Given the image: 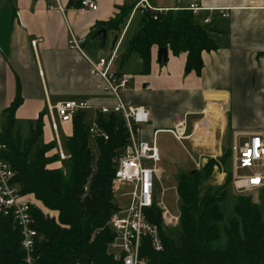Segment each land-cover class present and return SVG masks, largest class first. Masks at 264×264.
Masks as SVG:
<instances>
[{
	"label": "crops",
	"instance_id": "1",
	"mask_svg": "<svg viewBox=\"0 0 264 264\" xmlns=\"http://www.w3.org/2000/svg\"><path fill=\"white\" fill-rule=\"evenodd\" d=\"M137 1L94 0L97 10L84 11L71 5L72 0H0V128L5 123L4 109L13 101L18 83L23 101L15 112L14 132L20 135V129L26 126L30 131L43 114V130L48 117L56 140V149L51 153H57L60 141L57 130L52 129L56 116L50 108L65 101L89 105L85 112L91 113V121L87 124L93 122L96 111L112 108L119 100L126 106L146 109L149 122L141 127L139 138L156 141L158 168L159 164L178 163L174 157L176 149L184 150L186 146L191 155L186 149L184 152L197 170V165L218 160L233 145L246 143L251 135L264 133V97L260 94L264 89V0H197L201 10L195 15V22L203 24L208 20L213 30L207 33L216 45L214 51L202 53L201 74H185L186 54L173 56L168 50L167 59L161 64L158 47L151 49L149 73L142 74L139 56L133 53L121 63L120 70H112L114 64L111 67L112 73L129 78L118 100L106 91L103 80L91 76L90 63L96 62L94 46L104 49L109 35L114 49L129 16L118 31L97 24L113 20L122 8ZM159 1L149 4L177 10L190 3ZM136 14L137 11L117 55ZM93 31L97 33L92 37ZM72 36L86 40L81 51L68 47ZM98 56L103 57L102 53ZM181 119L186 122L189 138L179 143L168 131ZM60 124L67 137L71 136L72 123ZM231 157L233 160L232 152ZM60 162L50 167H62ZM164 167L159 168L157 183L165 173ZM231 171L233 177V162ZM224 180L225 174L219 172L214 184Z\"/></svg>",
	"mask_w": 264,
	"mask_h": 264
},
{
	"label": "trees",
	"instance_id": "2",
	"mask_svg": "<svg viewBox=\"0 0 264 264\" xmlns=\"http://www.w3.org/2000/svg\"><path fill=\"white\" fill-rule=\"evenodd\" d=\"M80 1L72 0L71 5L79 7ZM132 8H122L113 20L97 27L118 31ZM140 12L138 29L128 41L121 63L136 53L141 61V73L148 74L151 49L158 47L169 50L173 56L186 54L185 74L193 72L199 76L203 68L202 53L216 49L207 31L202 29L204 24H197L195 15L185 9ZM96 33L93 31L91 36ZM166 59H161V64ZM22 101L17 83L15 97L3 112L5 123L0 128V142L7 148L2 157L15 173L13 183L22 194L33 195L45 210L55 213V218L49 219L36 209L32 212L38 233L37 263L122 264L107 252L115 237L109 222L118 212L111 192L113 159L129 139L122 117L97 113L96 125L106 138L98 135L93 139L90 124L85 121L86 112H78L72 120V134L66 139L65 152L70 155L62 161L66 162V168H51L59 157L56 152L51 153L56 149V141L38 144L43 133V114L30 126L26 139L14 132L15 112ZM35 146L39 148L32 155ZM230 159L228 149L218 160H208L200 170L178 176L177 226L163 227L160 211L155 206L148 210L149 221L159 228L163 250L153 251L144 240L140 256L147 258V264H264V189L259 190L256 202L251 196L238 197L235 217L228 219L223 229L226 246L215 245L223 222L220 203L232 183ZM217 165L225 167L226 177L222 185L211 186ZM22 259L19 229L11 217L0 215V264H23Z\"/></svg>",
	"mask_w": 264,
	"mask_h": 264
},
{
	"label": "built area",
	"instance_id": "3",
	"mask_svg": "<svg viewBox=\"0 0 264 264\" xmlns=\"http://www.w3.org/2000/svg\"><path fill=\"white\" fill-rule=\"evenodd\" d=\"M78 8L84 11H96L97 5L94 0H81ZM183 9L191 11L194 15L201 10L197 0H190L188 6ZM138 10L158 13L168 11L165 8L151 6L147 0H138L133 5L110 56L107 59L100 57L96 62L90 63L91 76L103 80L106 91L118 100L119 92L125 88L129 78L126 75L112 73L111 67L116 61L117 49L124 38L128 25ZM222 15L226 16L224 13ZM203 24H208V20H204ZM85 41V39H76L72 36L69 39L68 47L81 51V45ZM260 94L264 97V89L260 90ZM88 108L89 105L86 102L65 101L56 104L52 109L50 108V112L55 111V116L60 123H72L78 112ZM99 112L120 115L129 137L126 146L113 159L115 170L111 180V192L113 195L119 192L122 187L130 188V204L124 212V217H119V213L116 212L110 219L109 225L114 231L115 237L108 245L107 252L114 260L121 261L122 264H147V258L140 256V247L144 240L148 241L153 251L161 252L163 250L159 228L148 219V210L155 206L153 183L154 180H159L160 175V170L157 167L159 152L155 140L146 142L139 138L141 127L149 122V112L144 108L126 106L121 100L112 108L102 107L95 114ZM95 119L96 116L89 127V133L93 139L98 135L104 136L98 129ZM52 129L54 132L57 130L54 121ZM168 132L179 143L189 138L184 119L178 121ZM104 138L106 137L104 136ZM6 150V146L0 142V215L11 217L19 229L23 264H38L36 253L38 233L34 227L35 220L32 212L36 209L49 219L55 218V213L45 210L33 195H24L20 192V188L13 183L15 173L12 167L2 157ZM231 152L234 170L232 185L235 191L242 194L264 189V133L251 135L248 141L241 146L233 145ZM57 154L61 162L70 158V155L62 150L58 142ZM146 164H150V167ZM198 167L199 165H197ZM244 170L247 171V174L239 175V171ZM84 192H87V187L84 188ZM157 209L160 211L163 227L169 228L178 225L180 217L170 215L167 210L162 208V204ZM118 247L120 248L119 254L112 253V249ZM75 264L85 263L76 262Z\"/></svg>",
	"mask_w": 264,
	"mask_h": 264
},
{
	"label": "rangeland",
	"instance_id": "4",
	"mask_svg": "<svg viewBox=\"0 0 264 264\" xmlns=\"http://www.w3.org/2000/svg\"><path fill=\"white\" fill-rule=\"evenodd\" d=\"M149 1H150L149 3H151V4L160 3L159 0H149ZM141 13L142 12L138 11L137 14L135 15L133 24H132V26H131V28H130L127 36H126L125 41L123 42V44H122V46L118 52V55L116 58L117 60L115 61L112 70H120L122 68L123 64H121V57L126 52L128 41L135 35V33L138 29L140 19L142 16ZM94 48H95V52H96V61L100 57V56H98L99 53H102V56L107 59L113 50L111 35H109V37L106 39L104 49L98 48L97 45H95ZM63 99H67V98H63ZM85 121L87 123H90V121H91V113L90 112L86 113ZM55 123L57 126L58 139L60 141L62 150L65 152L66 139L68 138L67 133L64 130L63 125H61L56 118H55ZM28 135H29L28 126L22 127L20 129V137L24 140L28 137ZM51 140L53 142L56 141L54 138V134L51 130V121L47 117V121L45 123V128L43 130V134H42L41 138L38 141V144L40 146L46 142H50ZM174 146H177V145H175V143H174ZM37 148H39V147L35 146L32 148V150H31L32 155L34 154V152ZM185 149H186V152H189V149L186 146H185ZM176 150L178 152H176V156L174 155V157H176L175 161H177L178 163H176L175 165H172V166H165V165H160V164L158 165V166H160L159 167L160 169H161V166L162 167L165 166L163 168L165 170V173L162 175L160 183H157V180H154L153 190H154L155 194H154L153 203H154L156 208H158L159 205L162 204V208L167 210L170 215L175 216V217H180V199H179V196H178L177 191H176L178 176L181 174L194 172L195 169H193L194 166L188 157L189 154L191 155V152H189V154L186 155V153L184 152V150L181 147L179 150L178 149H176ZM232 162H233V160L230 159L228 162V169L229 168L232 169ZM60 164L63 168H66V162H60ZM146 166L150 167V164H146ZM217 168H219L218 171L216 170ZM217 168H215L216 173L214 174L215 175L214 179H212V181H213L212 184H214V182L217 181L219 172H223L225 174V172H224L225 167L223 168L220 165H217ZM200 169H201V167L199 166L197 168V170H200ZM246 174H247V171H245V170L239 171V175H246ZM225 177H226V175H225ZM212 184H211V186L222 185V184H214V185H212ZM130 192H131L130 188L122 187L119 192H116L113 194V202L116 204V206L118 208L119 217H124V212L129 207ZM258 194H259V191H253L250 193L239 194L235 191V189L233 188V186L231 184L228 186L226 196H225L224 200L220 203V211L223 215V222L220 223V225H219V227H220V238L216 242V244H215L216 246H219L221 248H224L226 246L227 239H226V236L224 234L223 229H224V226L227 224L228 219L235 217L234 207L237 203L238 197L241 195L251 196L253 201L256 202L258 200ZM119 251H120L119 247L117 249H114V250L112 249V253H115V254H119Z\"/></svg>",
	"mask_w": 264,
	"mask_h": 264
},
{
	"label": "water",
	"instance_id": "5",
	"mask_svg": "<svg viewBox=\"0 0 264 264\" xmlns=\"http://www.w3.org/2000/svg\"><path fill=\"white\" fill-rule=\"evenodd\" d=\"M202 29L203 30H205V31H212L213 29L210 27V24L208 23V24H204L203 26H202ZM105 31H103V33H104ZM115 43V42H114ZM167 49H159L158 50V60H160L161 61V59H166L167 58ZM207 162L206 161H204L203 163H202V166L201 167H203L205 164H206Z\"/></svg>",
	"mask_w": 264,
	"mask_h": 264
}]
</instances>
